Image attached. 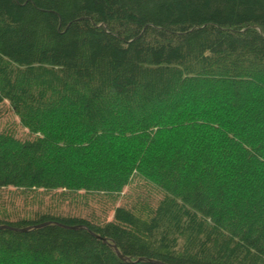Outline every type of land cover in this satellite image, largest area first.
<instances>
[{"label":"trees","instance_id":"trees-1","mask_svg":"<svg viewBox=\"0 0 264 264\" xmlns=\"http://www.w3.org/2000/svg\"><path fill=\"white\" fill-rule=\"evenodd\" d=\"M5 103L0 190L160 195L0 216V264H264V0H0Z\"/></svg>","mask_w":264,"mask_h":264},{"label":"rangeland","instance_id":"rangeland-1","mask_svg":"<svg viewBox=\"0 0 264 264\" xmlns=\"http://www.w3.org/2000/svg\"><path fill=\"white\" fill-rule=\"evenodd\" d=\"M5 130H11L19 139L28 137L27 131L24 130L23 127L18 123V119L11 112L7 103L2 105L0 112V131ZM138 193L142 194L143 196H151L153 194L157 196L160 195L150 190V188L144 187L142 182L135 181L129 187H125L123 189L122 194L124 197H122V199L119 200L115 205H112L108 199V201L106 199H102L98 204L94 201H89L88 205L85 207L82 206V203L81 205L59 203V205L56 206L54 199L50 198L52 197L51 195H41L39 197L40 204L36 201L31 205H26L22 197L15 196L13 188H10L0 190V216H3L6 219L15 220L18 218H27L29 216H33L36 212H55L59 215H83L88 219L92 217L93 219L106 218L107 220H110L114 207L124 205L131 206L134 204L135 196ZM132 197L134 199L131 201Z\"/></svg>","mask_w":264,"mask_h":264},{"label":"water","instance_id":"water-1","mask_svg":"<svg viewBox=\"0 0 264 264\" xmlns=\"http://www.w3.org/2000/svg\"><path fill=\"white\" fill-rule=\"evenodd\" d=\"M80 229H83V227H79ZM74 229H76V228H74ZM85 229V228H84ZM26 230V229H25ZM25 230H22V231H25ZM118 256L120 257V258H122V256L120 255V254H118Z\"/></svg>","mask_w":264,"mask_h":264}]
</instances>
